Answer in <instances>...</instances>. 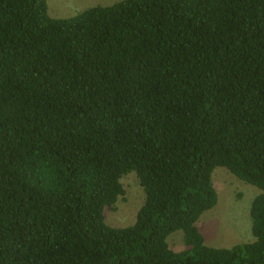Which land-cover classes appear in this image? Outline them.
Wrapping results in <instances>:
<instances>
[{"label": "trees", "instance_id": "obj_1", "mask_svg": "<svg viewBox=\"0 0 264 264\" xmlns=\"http://www.w3.org/2000/svg\"><path fill=\"white\" fill-rule=\"evenodd\" d=\"M225 167L254 239L205 242ZM135 172L132 225L106 222ZM184 232L186 248L168 237ZM0 264H264V0H0Z\"/></svg>", "mask_w": 264, "mask_h": 264}, {"label": "rangeland", "instance_id": "obj_2", "mask_svg": "<svg viewBox=\"0 0 264 264\" xmlns=\"http://www.w3.org/2000/svg\"><path fill=\"white\" fill-rule=\"evenodd\" d=\"M121 0H48L52 17H72L95 5H111ZM124 193L112 208L105 210L106 222L121 227L132 225L139 209L145 202V191L135 172L121 179ZM214 186L218 192V202L206 211L197 222V226L208 245L231 247L237 243L254 239L250 208L260 193L252 185L234 175L225 167H218L213 173ZM170 247L176 251L186 248L184 232L178 230L168 237Z\"/></svg>", "mask_w": 264, "mask_h": 264}]
</instances>
